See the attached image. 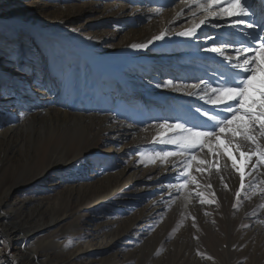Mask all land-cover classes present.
<instances>
[{
	"label": "rangeland",
	"instance_id": "obj_1",
	"mask_svg": "<svg viewBox=\"0 0 264 264\" xmlns=\"http://www.w3.org/2000/svg\"><path fill=\"white\" fill-rule=\"evenodd\" d=\"M158 1L0 0V264H264V168L241 161L237 201L230 161L175 196L183 178L147 162L174 149L145 126L193 105L155 87L182 57L126 47ZM48 111L51 138H26Z\"/></svg>",
	"mask_w": 264,
	"mask_h": 264
},
{
	"label": "snow or ice",
	"instance_id": "obj_2",
	"mask_svg": "<svg viewBox=\"0 0 264 264\" xmlns=\"http://www.w3.org/2000/svg\"><path fill=\"white\" fill-rule=\"evenodd\" d=\"M180 2L187 8V27L180 31L165 28L146 43L130 47L147 51L157 42L163 44L178 39L194 49L205 65L204 75L197 77L195 82L167 79L155 87L171 89L211 107L191 105L183 115L162 117L147 124L144 131L149 127L157 129L152 140L154 144L173 146L174 149L148 153L147 162L168 164L171 160L178 180L183 179L168 187L187 192L189 185L201 187L194 172L203 174L215 170L219 175L220 159L225 160V168L229 167L230 161V168L239 173L240 190L235 193L239 201L246 187L241 161L247 162L244 167L251 163L249 176L264 168V9L258 14L249 0ZM174 4L175 0L172 6ZM165 7L160 6L157 14ZM184 15L182 9L176 19ZM202 153L211 158H201ZM138 155L143 158L146 154ZM220 180L223 183L222 175ZM205 187L211 189L212 185L209 183ZM224 187L228 185L224 184ZM195 195L201 204L216 203L203 191L197 190ZM212 196H215L214 192Z\"/></svg>",
	"mask_w": 264,
	"mask_h": 264
},
{
	"label": "bare ground",
	"instance_id": "obj_3",
	"mask_svg": "<svg viewBox=\"0 0 264 264\" xmlns=\"http://www.w3.org/2000/svg\"><path fill=\"white\" fill-rule=\"evenodd\" d=\"M157 1V0H156ZM174 3V0H159L157 4H159V7L160 6H166L164 8V11L161 13V14H157V9L153 10L152 13L149 15V17H147V24L146 27L144 29L141 30V34L143 35L142 38H140L139 40L137 39L136 41H133L132 43H129L126 47H130V45L132 44H138V43H146L148 40H150L152 37H154L155 35H158L162 30H164L165 28H169L170 30L172 31H180L182 30V27H187L188 25L185 23V21L187 19H189V17L187 16V8L185 7V5L183 3L180 2V0H175V7L174 9L172 10H166V8L168 7H171ZM249 3L253 5V7L255 8L256 12L259 14L260 11L262 9H264V2H262V0H249ZM142 9V8H141ZM184 10V13L185 15L182 16L180 19H176V16H177V13L181 12V10ZM137 12V11H136ZM207 31L211 32L213 31L212 29H207ZM141 37V36H140ZM151 49L154 50V52L157 54L159 52V54H163L161 49L163 48V51L165 52H170V53H173V54H178L180 57H182L181 59V63H183V65L185 64V67L184 69H180V74L182 75V80L186 81V82H195L196 78L197 77H200L202 75H204V63L197 57V55L195 54L194 52V49H191L187 46H185L183 44L182 41L178 40V39H174L172 41H168L167 43H160V42H157L153 45L150 46ZM131 48V47H130ZM133 49V48H132ZM157 49H159L160 51H157ZM134 50V49H133ZM139 51V50H138ZM143 52V50H141ZM145 52V51H144ZM193 64L194 66H197V68L194 67L191 68L190 65ZM203 72V73H201ZM165 91L168 93H172V95L175 96L176 98V105L181 102V101H188L190 102L191 100L193 101V105H196V106H201V107H211V106H208V105H203V103L201 101H198L196 100L195 98L193 97H188V96H185V95H182L180 93H176L174 91H172L171 89H165ZM172 108H173V105H171ZM63 114V113H62ZM49 118L47 117H44L43 119H40V124H41V128L40 129H32V132H28L26 134V138H34L35 136H37L36 138H40L41 136H44L46 137L47 139H50L51 136H50V131L52 128H49L48 127V123L50 122L49 120H52L51 121V125L54 124V120L53 118H51V112L48 111V115H47ZM56 117V116H55ZM69 117V116H68ZM63 118V117H61ZM68 119V118H67ZM78 121V120H77ZM35 122H39V120L35 121ZM31 123L32 126H36V123ZM82 123V122H80ZM58 124V123H57ZM30 125V126H31ZM36 128V127H35ZM27 129V128H25ZM9 133V132H8ZM21 133V132H20ZM19 133V134H20ZM155 133H157V131H155ZM5 138V137H4ZM3 138V139H4ZM6 140V139H5ZM11 141V140H10ZM10 150V149H9ZM201 158H211V157H205V155L202 153L200 154ZM8 159V158H7ZM10 159V158H9ZM62 159H60V162L62 163ZM221 162V160L219 161ZM67 163V162H66ZM64 164V162H63ZM222 166V165H221ZM162 170V169H161ZM126 172L124 173H121L120 176L124 175ZM164 173L166 174L165 176H173L176 172L175 170H173L172 168V164L171 162H169L168 164H166L164 166ZM163 174V173H161ZM247 174V172L245 173ZM161 176V175H160ZM164 176V177H165ZM171 176V177H172ZM163 178V177H161ZM175 178V177H174ZM160 179V178H159ZM155 180V179H154ZM178 180V179H177ZM179 182V181H178ZM130 183V182H128ZM163 183V180H157L155 182V184L157 185H160ZM123 184V183H122ZM121 184V185H122ZM127 184V183H126ZM164 184V183H163ZM128 185V184H127ZM126 185V186H127ZM122 187H125V185H123ZM162 187V186H161ZM160 187V188H161ZM121 189V187H120ZM124 189V188H123ZM122 189V190H123ZM159 189V188H158ZM172 189V188H171ZM175 190V189H174ZM124 191H127L124 189ZM162 192V191H161ZM169 193V192H168ZM173 193V194H171ZM130 194V193H129ZM176 194H179V192H173V189L172 191L170 192V196L173 195L175 196ZM186 195V194H185ZM184 195V196H185ZM186 199H184V203H192V201L188 200L187 197H184ZM156 203V201L154 202ZM157 204V203H156ZM155 206V205H154ZM158 206V205H157ZM156 206V207H157ZM259 206V205H258ZM263 207V205H262ZM256 215H252L253 218H255ZM257 216H260L262 217L261 220L259 221H264V212L262 214H259ZM256 216V217H257ZM241 217V216H240ZM16 233H17V230H16ZM30 234V233H29ZM33 235V234H32ZM23 237H25L27 240H31V238L28 236V234H23L22 235ZM21 236V237H22ZM21 237L18 238V234L15 236V238H18L20 239ZM33 237V236H32ZM14 238V237H13ZM30 238V239H28ZM264 242V238L262 240V238L260 239L259 242Z\"/></svg>",
	"mask_w": 264,
	"mask_h": 264
}]
</instances>
